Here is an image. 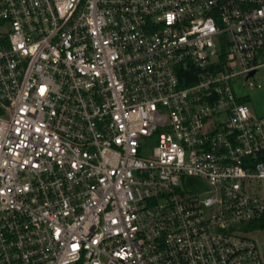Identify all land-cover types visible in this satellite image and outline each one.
<instances>
[{
	"label": "built area",
	"instance_id": "2783aa9c",
	"mask_svg": "<svg viewBox=\"0 0 264 264\" xmlns=\"http://www.w3.org/2000/svg\"><path fill=\"white\" fill-rule=\"evenodd\" d=\"M261 69L264 0H0V264H264Z\"/></svg>",
	"mask_w": 264,
	"mask_h": 264
},
{
	"label": "rangeland",
	"instance_id": "374dc122",
	"mask_svg": "<svg viewBox=\"0 0 264 264\" xmlns=\"http://www.w3.org/2000/svg\"><path fill=\"white\" fill-rule=\"evenodd\" d=\"M254 82L260 83L259 88L248 89L246 86H241L240 83L235 84V91L237 94H247L248 104L251 111L258 115L264 114V71L259 70L255 77ZM253 236L257 239L258 243L264 247V230H260L253 233Z\"/></svg>",
	"mask_w": 264,
	"mask_h": 264
},
{
	"label": "trees",
	"instance_id": "16d2710c",
	"mask_svg": "<svg viewBox=\"0 0 264 264\" xmlns=\"http://www.w3.org/2000/svg\"><path fill=\"white\" fill-rule=\"evenodd\" d=\"M247 226L251 229H264V214L259 218L249 222Z\"/></svg>",
	"mask_w": 264,
	"mask_h": 264
},
{
	"label": "water",
	"instance_id": "95a60500",
	"mask_svg": "<svg viewBox=\"0 0 264 264\" xmlns=\"http://www.w3.org/2000/svg\"><path fill=\"white\" fill-rule=\"evenodd\" d=\"M203 183H198L195 187L201 189L203 187ZM189 187H192V185L189 182Z\"/></svg>",
	"mask_w": 264,
	"mask_h": 264
}]
</instances>
